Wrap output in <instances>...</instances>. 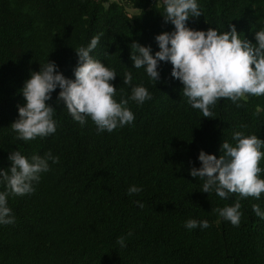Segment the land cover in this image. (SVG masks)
Masks as SVG:
<instances>
[{
	"label": "trees",
	"instance_id": "1",
	"mask_svg": "<svg viewBox=\"0 0 264 264\" xmlns=\"http://www.w3.org/2000/svg\"><path fill=\"white\" fill-rule=\"evenodd\" d=\"M198 5L202 14L188 21L193 29L230 31L232 24L255 44V33L264 28V0ZM162 12L163 0H0V168L10 167L8 156L17 150L26 157H59L49 161L33 192L8 196L15 222L0 224V264H264V219L252 211L253 204L264 211V193L240 199L242 216L233 226L215 210L234 204L238 194L222 199L202 192L203 181L190 175L200 167L201 150L219 158L224 140L235 144L236 131L264 140V95H247L240 107L218 100L212 117H203L171 77L170 63L160 62L158 82L132 68L133 42L151 46L154 55L155 36L174 29ZM96 36L90 54L116 70V101L128 99L136 85L146 87L151 99H128L134 121L99 133L90 118L81 126L68 114L57 88L48 101L55 133L17 140L10 126L25 103L20 90L30 73L49 59L75 79V49ZM127 71L130 85L123 82ZM131 185L142 191L129 196ZM188 219H206L210 227L189 230Z\"/></svg>",
	"mask_w": 264,
	"mask_h": 264
},
{
	"label": "clouds",
	"instance_id": "2",
	"mask_svg": "<svg viewBox=\"0 0 264 264\" xmlns=\"http://www.w3.org/2000/svg\"><path fill=\"white\" fill-rule=\"evenodd\" d=\"M201 14L198 0H163L164 22L171 23L174 29L155 36L159 51L154 55L151 46L133 42L130 59L132 68H143L147 76L157 82L161 78L160 62L170 63L171 77L183 85L182 93L187 103L200 110L203 117H212L210 109L218 100H231L240 107L239 102L247 95H264V28L255 33L256 43L253 44L241 38L232 24L228 25L230 31L189 27V19ZM99 40V36L93 37L86 47L75 49L78 55L75 79L65 77L58 65L49 59L39 71L30 73L20 90L25 103L18 105V119L10 126L17 134V140L29 141L55 133V109L48 101L57 88L60 89L57 101H63L68 114L81 126L90 118L97 131L103 133L134 121V113L127 107L128 99L143 104L151 99V94L143 85H136L128 99L116 101L117 89L112 83L117 77L116 70L90 54ZM132 79L130 71L124 73L125 85H130ZM232 138L235 144L223 141L219 158L201 150L198 156L200 167L193 166L190 175L203 181L202 192L210 194L214 191L222 199L238 194L239 199L234 204L215 211L233 226H239L242 216L240 199H260L264 193V178L259 175L264 172L259 166L264 159V140L242 131L234 132ZM8 160L10 167L0 168V185L6 189L0 191V224L15 222L8 206V196L33 192L41 173L49 170V161L58 163L59 157L51 152L26 157L17 150L10 153ZM141 191L142 187L131 185L127 194L131 196ZM136 203L143 207L139 201ZM252 211L264 219V211L258 204L252 205ZM184 227L206 229L210 224L206 219H188ZM117 243L122 248L127 246L124 237H119Z\"/></svg>",
	"mask_w": 264,
	"mask_h": 264
},
{
	"label": "rangeland",
	"instance_id": "3",
	"mask_svg": "<svg viewBox=\"0 0 264 264\" xmlns=\"http://www.w3.org/2000/svg\"><path fill=\"white\" fill-rule=\"evenodd\" d=\"M110 1H114V0H110ZM134 11L139 12V10H136V9H134V10L130 9L129 10L130 13H134Z\"/></svg>",
	"mask_w": 264,
	"mask_h": 264
}]
</instances>
